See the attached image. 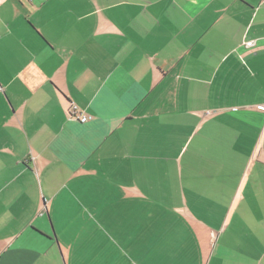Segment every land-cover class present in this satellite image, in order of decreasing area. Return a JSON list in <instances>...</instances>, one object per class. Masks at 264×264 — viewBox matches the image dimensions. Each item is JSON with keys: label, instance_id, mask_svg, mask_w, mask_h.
Listing matches in <instances>:
<instances>
[{"label": "crops", "instance_id": "0c3cea01", "mask_svg": "<svg viewBox=\"0 0 264 264\" xmlns=\"http://www.w3.org/2000/svg\"><path fill=\"white\" fill-rule=\"evenodd\" d=\"M258 104L263 0H0V264H264Z\"/></svg>", "mask_w": 264, "mask_h": 264}, {"label": "built area", "instance_id": "2783aa9c", "mask_svg": "<svg viewBox=\"0 0 264 264\" xmlns=\"http://www.w3.org/2000/svg\"><path fill=\"white\" fill-rule=\"evenodd\" d=\"M263 1H264V0H263ZM245 45H246V46H251V45H253V41H247V42L245 43ZM256 108H257L258 110H260V111H264V104H258V105H256ZM69 110H70V113H71L73 116L79 118L81 121H85L86 118H85V117H80V115L78 114V110H77V106H76V105L71 104L70 107H69Z\"/></svg>", "mask_w": 264, "mask_h": 264}]
</instances>
